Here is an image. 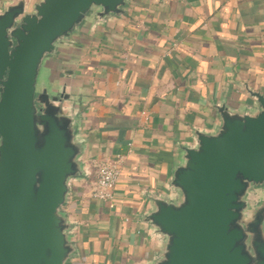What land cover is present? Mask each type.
Wrapping results in <instances>:
<instances>
[{
    "label": "crops",
    "instance_id": "obj_1",
    "mask_svg": "<svg viewBox=\"0 0 264 264\" xmlns=\"http://www.w3.org/2000/svg\"><path fill=\"white\" fill-rule=\"evenodd\" d=\"M96 12L39 68L40 87L75 112L87 173L62 206L76 248L66 264H151L161 238L144 215L150 196L174 194L180 146L217 128L218 105L245 111L257 106L249 91L264 95V0H126L119 14ZM118 155L113 198H93L97 163Z\"/></svg>",
    "mask_w": 264,
    "mask_h": 264
},
{
    "label": "water",
    "instance_id": "obj_2",
    "mask_svg": "<svg viewBox=\"0 0 264 264\" xmlns=\"http://www.w3.org/2000/svg\"><path fill=\"white\" fill-rule=\"evenodd\" d=\"M126 0H25L0 9V264H66L76 251L62 211L86 175L72 106L40 87L45 55L96 10ZM256 107H216L219 125L180 146L173 195L150 196L144 221L161 238L151 264H264V95Z\"/></svg>",
    "mask_w": 264,
    "mask_h": 264
},
{
    "label": "built area",
    "instance_id": "obj_3",
    "mask_svg": "<svg viewBox=\"0 0 264 264\" xmlns=\"http://www.w3.org/2000/svg\"><path fill=\"white\" fill-rule=\"evenodd\" d=\"M123 156L106 158L99 161L96 165L94 179L90 182V195L102 201L113 198L115 184L120 177V165Z\"/></svg>",
    "mask_w": 264,
    "mask_h": 264
}]
</instances>
